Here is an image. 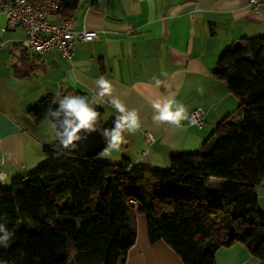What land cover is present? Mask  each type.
Returning <instances> with one entry per match:
<instances>
[{
	"label": "trees",
	"instance_id": "1",
	"mask_svg": "<svg viewBox=\"0 0 264 264\" xmlns=\"http://www.w3.org/2000/svg\"><path fill=\"white\" fill-rule=\"evenodd\" d=\"M73 16L79 0H54ZM212 75L238 100L199 152H173L169 169L107 163L56 142L47 162L0 186V223L13 233L0 264H126L143 216L151 244L168 245L183 264H215L221 248L242 244L264 264V214L256 184L264 179V35L232 42ZM28 111L39 122L52 99ZM89 97V96H87ZM90 98V97H89ZM100 129L113 127L115 118ZM61 219L50 227L44 218Z\"/></svg>",
	"mask_w": 264,
	"mask_h": 264
},
{
	"label": "crops",
	"instance_id": "2",
	"mask_svg": "<svg viewBox=\"0 0 264 264\" xmlns=\"http://www.w3.org/2000/svg\"><path fill=\"white\" fill-rule=\"evenodd\" d=\"M254 13L251 0H79L73 14L77 29L95 31L92 41H76L70 60L57 49L42 56L20 47L25 32L7 26L0 12V159L5 175L1 187L31 173L47 161L44 148L55 142L47 118L33 121L28 111L38 101L73 90L90 98L101 76L114 86V95L138 111L141 127L125 133L126 144L101 162L149 169H169L173 152H199L218 123L235 112L238 100L212 70L234 41L264 34V0ZM3 28H6L3 31ZM153 77L161 84L156 86ZM203 88L201 95L198 89ZM172 96L186 108L203 111V125L157 126L152 104ZM103 121L115 118L108 97L98 98ZM104 115L106 119H104ZM153 140L149 143L145 134ZM137 144L134 153H126ZM125 153V154H124ZM255 193L264 214V179ZM137 240L126 264H183L164 242L151 244L145 218L137 219ZM215 264H261L242 244L221 248Z\"/></svg>",
	"mask_w": 264,
	"mask_h": 264
},
{
	"label": "clouds",
	"instance_id": "3",
	"mask_svg": "<svg viewBox=\"0 0 264 264\" xmlns=\"http://www.w3.org/2000/svg\"><path fill=\"white\" fill-rule=\"evenodd\" d=\"M27 44V42H25ZM157 87L161 81L153 77ZM98 91L96 97L89 98L84 95L69 93L61 98H53L52 106L46 111V118L54 130V139L60 149L76 150L79 145L88 140L89 136L98 130L103 137L106 147L100 155L111 157L113 152H119L121 146L127 143L125 133L135 134L141 127V120L137 110L129 109L118 96L114 95L113 84L101 76L95 81ZM202 95L203 88L198 89ZM97 97H108L109 102L117 115L113 127L100 129L96 111ZM152 120L157 125L170 124L181 127V122L187 119L186 108L178 103L172 96L162 97L152 104ZM13 233L4 223H0V247H7Z\"/></svg>",
	"mask_w": 264,
	"mask_h": 264
},
{
	"label": "built area",
	"instance_id": "4",
	"mask_svg": "<svg viewBox=\"0 0 264 264\" xmlns=\"http://www.w3.org/2000/svg\"><path fill=\"white\" fill-rule=\"evenodd\" d=\"M261 0H251L254 13L260 11ZM58 4L54 0H0V12L5 16L7 26L21 27L25 36L20 41V47L32 51L37 56L57 49L63 58L70 60L76 41H92L97 38L95 31L77 29L73 16L64 18L58 14ZM6 28H3L5 31ZM27 42V44L25 43ZM190 125H203V111L193 109L188 115ZM147 142L153 137L145 134ZM0 179L5 177L1 169Z\"/></svg>",
	"mask_w": 264,
	"mask_h": 264
},
{
	"label": "water",
	"instance_id": "5",
	"mask_svg": "<svg viewBox=\"0 0 264 264\" xmlns=\"http://www.w3.org/2000/svg\"><path fill=\"white\" fill-rule=\"evenodd\" d=\"M51 106H52V104H51ZM105 147H106L105 141H104L103 137L100 135V131L98 130L97 132L91 134L87 141L81 143L79 145L78 149L85 157H95L98 154H100L101 151ZM61 150H63V149H61Z\"/></svg>",
	"mask_w": 264,
	"mask_h": 264
},
{
	"label": "rangeland",
	"instance_id": "6",
	"mask_svg": "<svg viewBox=\"0 0 264 264\" xmlns=\"http://www.w3.org/2000/svg\"><path fill=\"white\" fill-rule=\"evenodd\" d=\"M264 35V34H263ZM260 36H262V35H260ZM257 37H259V36H257ZM236 111V110H235ZM104 119H106V116L104 115ZM136 146H137V144H135L133 147H132V149L130 150V151H128L126 154L127 155H130V153H134V150L136 149ZM125 154V153H124ZM262 156L264 157V153L262 154ZM98 159H103V156H101V155H99L98 156ZM47 162V161H46ZM45 162V163H46ZM44 163V164H45ZM41 166V165H40ZM38 168V167H37ZM12 185V184H11ZM11 185H9L8 187H6V188H10V186ZM45 220H46V223L50 226V227H53V228H57L58 226H60V223H61V219H51V218H44Z\"/></svg>",
	"mask_w": 264,
	"mask_h": 264
}]
</instances>
